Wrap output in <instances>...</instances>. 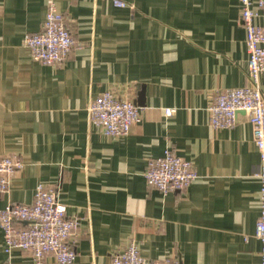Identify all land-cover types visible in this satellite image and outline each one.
I'll use <instances>...</instances> for the list:
<instances>
[{
    "label": "crops",
    "instance_id": "obj_1",
    "mask_svg": "<svg viewBox=\"0 0 264 264\" xmlns=\"http://www.w3.org/2000/svg\"><path fill=\"white\" fill-rule=\"evenodd\" d=\"M124 1L0 0V156L23 161L0 209L33 203L39 183L57 186L66 214L80 220L72 264H111L130 241L150 260L260 264L252 127L239 112L233 127L215 129L207 111L219 91L251 83L239 0ZM50 2L74 41L54 66L23 45ZM259 88L264 100V71ZM104 91L140 108L128 134L109 137L89 123L87 105ZM166 150L197 172L180 191L162 193L144 178ZM0 264H35L28 251H5L1 227ZM43 264L57 263L48 254Z\"/></svg>",
    "mask_w": 264,
    "mask_h": 264
},
{
    "label": "built area",
    "instance_id": "obj_2",
    "mask_svg": "<svg viewBox=\"0 0 264 264\" xmlns=\"http://www.w3.org/2000/svg\"><path fill=\"white\" fill-rule=\"evenodd\" d=\"M240 19L245 28L250 84L219 91L207 107L211 127H233L237 115H247L252 137L260 156L259 215L254 236L260 242V264H264V100L259 88V75L264 71V0H239ZM117 7L130 6L124 0H113ZM261 18V23L255 20ZM74 41L63 15L50 2L46 7L41 29L25 35L23 45L31 58L44 65L64 62L72 51ZM89 123L109 137L128 134L131 126L140 120V108L126 97L104 91L87 105ZM173 109H165L171 115ZM18 154L0 156V195L9 189L10 178L22 169ZM146 183L162 193L180 191L197 178L190 160L177 156L171 150L150 159L144 172ZM23 223V226H17ZM80 226L78 217L68 216L66 207L58 200V187L39 183L31 204L9 203L0 209V227L4 234V249L28 251L35 264H43L46 255L57 264H72L76 260L73 238ZM111 264H178L169 259L150 260L143 257L134 241L112 255Z\"/></svg>",
    "mask_w": 264,
    "mask_h": 264
},
{
    "label": "water",
    "instance_id": "obj_3",
    "mask_svg": "<svg viewBox=\"0 0 264 264\" xmlns=\"http://www.w3.org/2000/svg\"><path fill=\"white\" fill-rule=\"evenodd\" d=\"M140 104L142 105V102Z\"/></svg>",
    "mask_w": 264,
    "mask_h": 264
}]
</instances>
